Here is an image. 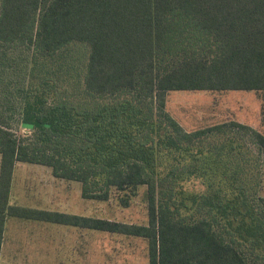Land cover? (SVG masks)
<instances>
[{
    "label": "trees",
    "instance_id": "1",
    "mask_svg": "<svg viewBox=\"0 0 264 264\" xmlns=\"http://www.w3.org/2000/svg\"><path fill=\"white\" fill-rule=\"evenodd\" d=\"M183 90L259 92L264 114V0H0V248L17 216L142 237L148 264H264V196L241 181L189 207L177 185L191 164L175 158L232 155L237 138L262 165L264 133L237 120L186 129L166 105ZM17 161L79 181L84 198L116 190L125 207L145 185L147 223L11 203Z\"/></svg>",
    "mask_w": 264,
    "mask_h": 264
},
{
    "label": "rangeland",
    "instance_id": "2",
    "mask_svg": "<svg viewBox=\"0 0 264 264\" xmlns=\"http://www.w3.org/2000/svg\"><path fill=\"white\" fill-rule=\"evenodd\" d=\"M166 103L169 112L188 130L227 120H237L264 133L263 94L259 92L250 90L170 91ZM18 132L22 134L30 133L28 129L22 127L19 128ZM220 140L217 139V143ZM239 142L237 138L231 142V145L235 147L232 150V155L230 154L231 151L228 150L229 146L226 145L224 152H227V154H222L221 158L216 157L215 153L210 150L199 153L196 149L175 157L179 161L177 167H181V163L191 164L181 174L182 176L177 185L179 190H185L188 194L186 203L189 207L192 205L190 201L191 194H204L213 188H219L223 193L233 197L238 193L239 188L237 185L241 181L246 183L248 193H257L264 196V161L262 165L259 164L261 159L257 146L249 141L246 142L242 152L237 151L236 147ZM163 155L164 153L161 154L159 169L167 172L173 167L175 160L172 153ZM39 167H44L43 171L29 173L28 181L24 182L25 185L23 184L24 176L20 175L21 166L18 167L16 193L24 185L26 191L29 190L30 193L35 192L34 188L39 189L44 197V200L41 199L39 203L46 209L130 223H147L148 209L145 198V185L140 186L139 194L132 198L129 206L125 207L117 200L116 190L112 191L108 200L84 198L81 195V183L79 181L52 178L50 167L45 165ZM54 192L57 195L61 194V200L53 201L55 199L53 198ZM14 198L16 199V201L13 200L14 202L34 206L25 198L20 199L18 195ZM45 228L87 232L83 237L75 239L77 245L73 248V254L78 257L77 264H148L147 240L142 237L58 223L47 224ZM20 256L26 258V264H44L40 260L43 255ZM47 256L49 259L46 264H54L51 258L57 256L56 251ZM37 257L41 258L34 260ZM3 260V262H6L5 259Z\"/></svg>",
    "mask_w": 264,
    "mask_h": 264
},
{
    "label": "crops",
    "instance_id": "3",
    "mask_svg": "<svg viewBox=\"0 0 264 264\" xmlns=\"http://www.w3.org/2000/svg\"><path fill=\"white\" fill-rule=\"evenodd\" d=\"M1 160V156H0ZM27 164L39 165L35 163L22 162L17 161L15 164L14 174H13V184L11 188L10 194V202L14 204H20L16 201L14 196L18 195L21 198H25L26 201L32 203L34 206L30 207H39L43 208L39 202L44 200L41 195L39 189L34 188L35 192L30 193V191H26L24 185L26 181H28L29 173L35 171H43L44 167H35L29 166ZM21 166L20 175H23V184L22 187L15 192V185L17 183L16 176L18 167ZM52 172V171H51ZM38 173V172H37ZM52 178L55 176L51 173ZM55 198L53 201L61 200V194L57 195V193L53 195ZM19 201V200H18ZM23 205V204H20ZM27 206V205H25ZM17 217V216H16ZM16 217L8 216L5 222V229L3 232V238L1 242L0 248V264H26L25 257L20 255H43L41 257H37L34 260H41L44 264H46L49 259L47 255L50 253H55L57 256L52 257L54 264H77L78 257L73 254V248L77 245L75 239L77 237H83L87 232L85 231H62V230H52L46 229L45 226L53 225V222H46L34 219H19ZM57 224V223H56ZM93 230V229H92ZM92 233V231H91ZM84 245L83 243H81ZM5 259L6 262H3Z\"/></svg>",
    "mask_w": 264,
    "mask_h": 264
}]
</instances>
